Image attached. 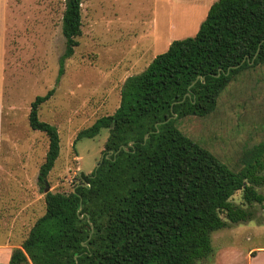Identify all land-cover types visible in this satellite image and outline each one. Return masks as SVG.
<instances>
[{"label":"trees","instance_id":"trees-1","mask_svg":"<svg viewBox=\"0 0 264 264\" xmlns=\"http://www.w3.org/2000/svg\"><path fill=\"white\" fill-rule=\"evenodd\" d=\"M82 2L66 0L60 74L79 45ZM260 64L264 0H216L194 36L173 40L125 79L113 114L78 132L76 140L108 129L103 159L80 172L71 192H44L45 213L0 264H195L209 256L214 231L252 220L253 205L264 204V141L232 169L178 122L213 113L239 73ZM53 93L38 95L29 113L32 129L49 138L42 187L61 149L57 126L39 118ZM239 190L247 207L232 201Z\"/></svg>","mask_w":264,"mask_h":264},{"label":"rangeland","instance_id":"rangeland-1","mask_svg":"<svg viewBox=\"0 0 264 264\" xmlns=\"http://www.w3.org/2000/svg\"><path fill=\"white\" fill-rule=\"evenodd\" d=\"M51 1L0 0V212L16 223L0 226V241L11 232L12 242L17 244L46 211V185L39 184L38 174L49 138L29 124L35 98L54 89L51 98L39 107V118L57 126L60 135V154L48 175V185L53 192L69 193L80 172L89 174L96 169L109 136L108 129H103L94 138L76 140L78 132L113 114L120 105L125 79L143 71L156 55L168 49L166 40L143 32L150 24L145 0L143 5L141 0H120L119 7L113 0H97L103 17H111L120 7L126 12L120 16L126 20L111 25L115 35H122L118 28L124 26L134 38L104 37L107 34L102 29L110 23L102 21L92 32L86 13L85 31L60 74L66 39L56 4L62 0ZM178 124L186 135L238 169L243 152L264 141V64L239 73L213 113L187 116ZM259 191L264 193V186ZM232 201L247 207L241 190ZM251 210L252 220L230 222L227 228L214 231L213 252L195 264H218L217 252L225 244L235 245L232 259L243 258L248 248L264 245V231L255 230L264 226V204H254Z\"/></svg>","mask_w":264,"mask_h":264},{"label":"crops","instance_id":"crops-1","mask_svg":"<svg viewBox=\"0 0 264 264\" xmlns=\"http://www.w3.org/2000/svg\"><path fill=\"white\" fill-rule=\"evenodd\" d=\"M54 3V0H52ZM51 1V3H52ZM216 0H145L146 5L148 7L147 16H150L149 22L150 24L143 32L147 34H154L156 39H162L167 41V47H169L170 43L176 39H182L190 36H194L199 28L201 23L206 19L210 7ZM120 0H113V5H119ZM121 3V2H120ZM143 5V0H141ZM59 7V10L62 14L66 9V0H62V3L56 4ZM100 7V3L97 0H83L81 4L82 10V34L85 31L84 27V14L88 17V23L92 32L97 31L99 27L100 21L106 22V24L110 23L108 26L103 27L102 31H104L107 38H131L133 39V34L131 30H125L124 26H121L120 31L123 33L118 36L115 35L114 32L115 27L111 24L117 22H122L126 19L120 16H126L125 13H122L121 7L118 8V11L113 12L111 17L101 16L98 12ZM101 16L99 19L97 16ZM62 17L59 23L62 24ZM117 19H114V18ZM108 18H111L108 20ZM120 18V19H118ZM108 20V21H107ZM143 20V19H142ZM4 25V24H3ZM111 25V26H110ZM82 34L79 36L81 37ZM127 34V35H126ZM78 37V38H79ZM10 215L7 218L0 212V226H16V223L9 222ZM5 223V224H3ZM33 226V225H32ZM227 228V227H226ZM255 228V227H254ZM254 230V229H253ZM252 230V232H253ZM257 232L264 231V226H257ZM255 234H257L255 232ZM11 235V232H10ZM7 237V239H2L0 241V262H8L10 260L12 251L16 247H20L21 244L13 243L12 238ZM253 235V233H251ZM233 248L235 245L225 244L221 247V250L218 251L217 263L218 264H264V245H260L259 247H252L245 250L243 254V258H230L233 254ZM225 259V263L223 262Z\"/></svg>","mask_w":264,"mask_h":264},{"label":"water","instance_id":"water-1","mask_svg":"<svg viewBox=\"0 0 264 264\" xmlns=\"http://www.w3.org/2000/svg\"><path fill=\"white\" fill-rule=\"evenodd\" d=\"M238 66H240V65H238ZM173 117H175V115H173ZM146 138H147V136H146ZM101 159H103V156H102ZM49 190H50V187H49V185L47 184L46 189H45V192H48Z\"/></svg>","mask_w":264,"mask_h":264}]
</instances>
